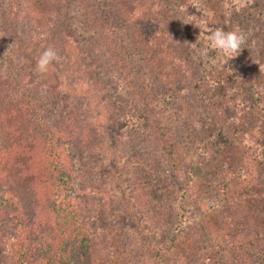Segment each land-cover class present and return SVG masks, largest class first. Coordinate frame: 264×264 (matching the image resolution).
Masks as SVG:
<instances>
[{
	"label": "trees",
	"instance_id": "16d2710c",
	"mask_svg": "<svg viewBox=\"0 0 264 264\" xmlns=\"http://www.w3.org/2000/svg\"><path fill=\"white\" fill-rule=\"evenodd\" d=\"M196 2L198 9L206 10L202 1ZM169 4V0H0L8 39L35 53L38 46L42 53L51 48L74 66L71 76L76 84L70 90L75 99L65 98L35 78L24 51L0 48L1 264H102V243L91 210L79 204L84 193L79 187L69 191L78 184L77 155L107 154L111 175L120 178L112 154L127 146L126 128L143 119L130 115L131 123L120 115L113 123L115 115L107 105L132 93L154 98L161 109L165 101L153 93L168 87L176 91L167 101L179 93L195 105L198 96L208 108L205 141H197L194 134L188 141L196 147L192 142L185 147L192 161L184 189L177 193V212H197L189 198L201 180L211 179L210 206H221L233 226L228 244L236 252L234 262L264 264V137L254 140L242 119L250 117L258 128L264 119V94L258 91L260 87L264 93V0H249L239 13L228 12L232 20L221 28L231 31L232 22H245L242 29L236 28L247 36L232 60L211 48L202 57L205 33L185 24L177 15L180 5ZM74 7L82 11L83 27L92 28L89 40L80 38L73 19L66 18ZM117 18L124 19L119 23ZM80 86L83 91L78 93ZM155 128L151 138L171 153V145L177 144H168L169 129L159 122ZM229 148L238 153L234 165L228 163ZM213 153L220 162L214 172ZM141 179V184L135 179L131 189L147 196L149 184ZM116 186L122 188L120 182ZM85 188L86 194H108L100 187ZM150 246L156 248L157 264H170L166 256L172 240L154 239Z\"/></svg>",
	"mask_w": 264,
	"mask_h": 264
},
{
	"label": "rangeland",
	"instance_id": "374dc122",
	"mask_svg": "<svg viewBox=\"0 0 264 264\" xmlns=\"http://www.w3.org/2000/svg\"><path fill=\"white\" fill-rule=\"evenodd\" d=\"M196 1L169 0L172 5L181 6L177 15L181 16L185 24L194 31H203L207 35L210 31L221 28L227 21L232 20L224 6L225 0H210L211 2L200 0L206 10L198 9L199 2ZM168 7L166 6L167 10ZM166 9L163 8L162 12L165 13ZM246 11H251V7ZM168 14L170 16L171 13L167 12L166 16ZM70 17L73 19L71 24L77 25L76 34L80 38L82 36L89 40L93 37L92 31L88 30L92 28L83 27L81 9L74 7L66 15L68 20ZM123 19L117 18L116 21L121 23ZM178 20L181 25V20ZM6 21L7 17L2 14L0 7V48L8 47L12 50L24 51L23 59L30 64L35 78L42 83L51 85L63 97L74 100L75 96L70 95V90L76 86L71 76L75 70L74 66L71 63L67 64V59L62 61L61 57L56 56L53 67L49 65L46 72H39L37 61L42 54L41 48L39 46L34 48L35 53L32 49L30 50L31 47H25L20 42L9 40L3 30V23ZM243 23L245 22L236 20L231 25L233 28L242 29ZM246 23L249 26V22ZM249 29L252 32L250 26ZM22 39L24 40L23 35ZM227 60L232 59L227 58ZM247 63L245 67L250 68L251 65ZM168 88V90H157L153 93L165 101L161 109L155 107L154 98L133 96L132 93L121 94L118 98L115 97L117 102H114L112 106L111 103L110 106L107 105V108H110V111L115 115L113 123L114 120L115 123H118L116 120L120 119V115H126L128 120L130 115L134 119H143L142 122H135L137 126L129 125L130 127L126 128L124 139H127L128 143L124 141L123 143L127 146L122 150H114V154H112L121 177L118 178L117 173V178L114 174L111 175L108 162L110 158L107 154L104 155L102 152L100 154L80 153L77 155L80 160L77 159L75 162L78 167V170H75V172L77 171L78 184L74 185L73 183L74 186L72 185L69 191L73 193L76 187H79L84 193L81 198H78L79 204L91 210L88 215L92 217L102 243V264H157L156 248L151 247L150 242L154 239L159 241L162 238L166 242L172 240L173 243L170 253L168 256L165 255L170 264H238L234 262L236 252L228 244L233 226L229 225L227 215L221 206L218 208L215 205L212 208L210 206L212 204L210 202L211 195L214 193V182L211 179L201 180L195 186L194 196H189V203L195 205L197 212L190 210L187 214L177 212L179 210L177 193L179 189H184L182 186L186 184L188 168L192 161V155L185 147L192 142L188 141L189 138L195 137L199 142L205 141L204 132L207 131L203 125L207 122L205 115L208 108L206 101L198 96L195 98L197 101L195 105L191 103L190 99L181 98L179 93L167 101L170 94H174L176 91L174 88ZM262 90L263 88H258V91L264 94ZM80 91H83L81 86L76 92ZM160 103L161 101H159ZM64 111L66 110L64 109ZM242 119L247 125L246 129L250 136L254 140H262L264 119L259 128L253 127L255 121L250 120V117L245 116ZM158 122L160 127L164 126L169 129L167 132V134L170 133L168 144L170 141L172 144H177L171 145L173 148L171 153L164 149L162 144L156 143V140L151 138ZM193 144L192 147H196L195 143ZM232 146H236V144L233 143ZM229 150H231L230 153L234 151L233 148H229ZM213 155L210 158V164L214 172L220 162H218V155L215 153ZM227 157L230 165H234L239 160L238 153H231ZM205 171H201V173L205 174ZM209 176L211 177V174ZM139 177L144 178V182L149 184L146 191L149 194L147 196L136 195L137 193L131 189L135 179L141 184L142 179ZM118 182L121 183L122 188H117ZM86 186L100 187L102 193L108 192V194L102 196L86 194ZM119 189H125L126 193H122ZM111 194L115 195L112 197L114 199L109 196ZM151 198L154 199V202L151 201ZM88 221L90 224V220ZM179 228L181 230L178 233ZM1 262H4V258L0 253V264Z\"/></svg>",
	"mask_w": 264,
	"mask_h": 264
},
{
	"label": "clouds",
	"instance_id": "9594fccd",
	"mask_svg": "<svg viewBox=\"0 0 264 264\" xmlns=\"http://www.w3.org/2000/svg\"><path fill=\"white\" fill-rule=\"evenodd\" d=\"M249 0H225V7L229 14L232 11L239 13L246 6ZM247 42L246 34L239 28H235L231 31H225L222 28H217L210 31L205 36V46L200 50L199 54L202 57L208 55L209 47L223 54L224 57L229 59L235 58L244 48L243 46ZM195 47V43H193ZM56 59V53L51 48L45 50L39 60L37 61V70L39 72H46L48 66Z\"/></svg>",
	"mask_w": 264,
	"mask_h": 264
}]
</instances>
